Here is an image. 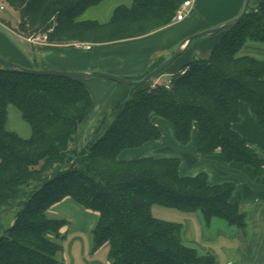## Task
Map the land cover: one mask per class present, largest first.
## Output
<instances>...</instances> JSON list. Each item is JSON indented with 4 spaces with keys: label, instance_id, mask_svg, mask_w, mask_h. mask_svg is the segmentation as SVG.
Masks as SVG:
<instances>
[{
    "label": "trees",
    "instance_id": "1",
    "mask_svg": "<svg viewBox=\"0 0 264 264\" xmlns=\"http://www.w3.org/2000/svg\"><path fill=\"white\" fill-rule=\"evenodd\" d=\"M20 13L16 30L26 38L47 35L49 44L100 45L144 37L173 23L186 0H132L117 5L107 22L81 18L103 0H6ZM206 57H194L169 76L129 87L78 149L80 125L93 98L84 79L24 73L0 64V264H63V217L49 211L70 197L98 214L92 248L107 243L110 264H216L183 242L182 223L156 217L153 206L200 211L206 223L221 218L242 230L245 213L231 200L233 182L211 185L205 172L179 174L178 157L120 159L126 148L159 140L153 118L173 126L174 138L187 144L194 126L201 154H220L261 171L264 152L233 127L241 120L240 103L249 104L264 129V58L242 53L247 42L264 43V0L252 5L238 24L215 35ZM207 37V36H205ZM167 58L154 63L147 73ZM15 106L31 127L22 137L6 127Z\"/></svg>",
    "mask_w": 264,
    "mask_h": 264
},
{
    "label": "crops",
    "instance_id": "2",
    "mask_svg": "<svg viewBox=\"0 0 264 264\" xmlns=\"http://www.w3.org/2000/svg\"><path fill=\"white\" fill-rule=\"evenodd\" d=\"M260 1L252 0V5L256 6ZM244 3L245 0H193L192 8L181 21L174 18L172 24L150 35L93 45L89 50L49 43L35 44L16 29L11 31L5 20H0V56L28 68L61 71L97 69L128 77L131 73H145L158 60L169 57L165 56L189 35L202 31L211 24L235 18ZM217 40V36L193 40L186 53L163 76L169 78L177 68L194 57L206 58ZM242 53L264 58V43L247 42ZM84 82L93 98V105L88 117L80 125L79 143L86 135L83 124L90 120L103 121L108 111L129 93L127 86L114 81L90 78ZM93 88L100 89L101 94L94 91V95L90 90ZM240 115L241 120L233 125L234 129L264 152V129L256 123L251 108L245 101L240 103ZM153 121L161 130V138L146 142L139 148H126L118 157H178L179 174L182 176H195L205 172L211 185L233 182L235 189L231 200L240 206L246 217V227L242 230L221 218H212L206 223L200 211L179 210L176 212V222L182 223L183 242L195 247L201 254H211L216 264H264V165L258 172L256 168L240 162H225L220 154H201L197 149L196 126L190 142L181 144L174 138L173 126L169 121L160 116H155ZM137 152H145L146 155L136 157ZM65 202L73 209L72 215H75L77 221L71 215L65 218L69 225L62 228L66 233L62 253L64 261L66 258L67 264H77V258H80V262L84 264H99L94 259L96 254L92 248V229L98 214L81 209L70 197L54 204L50 209L51 213L60 214L56 207ZM73 224L78 227L77 230L70 229ZM101 264L110 263L108 261Z\"/></svg>",
    "mask_w": 264,
    "mask_h": 264
},
{
    "label": "rangeland",
    "instance_id": "3",
    "mask_svg": "<svg viewBox=\"0 0 264 264\" xmlns=\"http://www.w3.org/2000/svg\"><path fill=\"white\" fill-rule=\"evenodd\" d=\"M0 1H2V3L5 6V9L0 10V20H5L6 26L11 31H14L17 28L18 22L20 21V13H19V11L16 8L10 6L7 3L6 0H0ZM131 2H132V0H103L98 5H95V6L91 7V8L86 9L82 13L81 18H86V19H91V20H99L100 22H107L110 19V17H111L113 9L117 5H119V4H127V5H129V4H131ZM243 7H244V5H243ZM242 10H243V8L241 9V11H240V13L238 15L241 14ZM232 19H234V18H232ZM232 19H230V20H232ZM230 20H226V21H224L222 23H218V24H211L206 29L216 28V27H218V26H220V25H222V24H224V23H226V22H228ZM206 29H204V30H206ZM208 36H211V35H208ZM203 37H205V36H203ZM203 37H200V38H203ZM33 39H34L33 42L35 44L47 43L46 41H44V42L41 41L40 38H36V39L33 38ZM197 39H199V38H197ZM74 46L77 47V48L89 50V49L92 48L93 45H89V47H84V46H82V44H78V43L76 44L75 43ZM174 51H170V53H168V55H166L165 57H167V56L170 57L173 54ZM169 57H167V58H169ZM149 69H150V67H149ZM66 71L88 72V71H81V70H66ZM92 71H100V70L94 69V70H90L89 72H92ZM101 72H103V71H101ZM109 74H112V73H109ZM142 74H143V72L131 73L128 77L127 76H123V75H118V74H114V75L126 77V78L131 79V80H137L138 77L140 75H142ZM92 78L112 81L110 79L102 78V77H92ZM166 79H167V77L161 75L160 76V80H158V81L164 82ZM85 80H87V79H85ZM90 90H92L94 95H95L94 91L97 92L98 95L101 94L100 93V89H98V88L97 89L93 88V89H90ZM110 112H111V110L108 111V113H107V115L109 116L108 120H111L114 117L113 115L111 116L109 114ZM101 122H94V121L90 120V121L86 122L85 124H83V127L86 128V135L81 140L80 143L78 142V145H77L78 149H80V147H82V146H84V145H86L87 143L90 142V140L92 139V136H93V131L95 130L96 127L99 126V124H101ZM166 123L170 124L169 122H166ZM6 127L9 130L16 131L22 137H25V138L29 137L31 135V133H32L30 125L26 121L23 120L20 111L13 105H9V107H8V121H7ZM145 152H137V153H135L136 157H141V156L146 155ZM74 203L76 204V202H74ZM76 205H78V204H76ZM79 207L81 209H84L81 206H79ZM56 209H57L58 212H61V213L60 214H55L54 213L55 215L53 213H51V211H49V213L52 216L63 217V218H69V215H71V216L74 217L75 221H77V218L75 217V215H72V212H74L73 209L70 206H68L67 202L63 203L61 206L56 207ZM152 211H153L154 215L156 217H158V218H161V219H164V220H171V221H175L176 222V212H178L179 210H176L175 208L165 207V206H162V205H155V206H153ZM11 218H12L11 213H7L2 219L0 218V233H1V225L2 224H4V226L7 225ZM95 218H97V219H95V222H97L98 217H95ZM70 226H71L70 227L71 230H77V228H78L76 225L74 226V224L70 225ZM94 252L96 254L94 259L97 261V263L101 264V263H107L108 262L110 247H109V245L107 243H105V244L101 245L100 247H98L96 250H94ZM63 261H64V259H63ZM67 261H68V259L65 258V261H64L63 264H67ZM80 261H81V259L77 258V264H84V263H82Z\"/></svg>",
    "mask_w": 264,
    "mask_h": 264
},
{
    "label": "water",
    "instance_id": "4",
    "mask_svg": "<svg viewBox=\"0 0 264 264\" xmlns=\"http://www.w3.org/2000/svg\"><path fill=\"white\" fill-rule=\"evenodd\" d=\"M252 0H245L243 10L240 15H238L236 18L212 29H206L202 30L196 33H193L186 37L180 45L175 49L173 54L164 60L159 66L151 70L149 73H147L142 79L139 80H131L126 77L117 76L114 74H109L106 72L101 71H92V72H75V71H61V70H51V69H36V68H28L24 67L22 65L16 64L12 61H9L3 57L0 56V64L10 68V69H18L24 73H30V74H37V75H53V76H61V77H69L74 79H89L92 77H102L107 78L112 81H115L117 83H120L125 86L129 87H140L148 83L151 79L157 77L159 74H161L167 67H169L177 57L183 54L186 47L195 39L208 36V35H215L219 32H222L230 27H233L234 25L238 24L241 19L245 17V15L248 13L250 6H251Z\"/></svg>",
    "mask_w": 264,
    "mask_h": 264
},
{
    "label": "built area",
    "instance_id": "5",
    "mask_svg": "<svg viewBox=\"0 0 264 264\" xmlns=\"http://www.w3.org/2000/svg\"><path fill=\"white\" fill-rule=\"evenodd\" d=\"M192 4H193V0H186L183 2V4L181 5L180 9L178 10V13L176 14L175 16V20L176 21H181L184 19V17L186 16V13L188 11H190V9L192 8ZM5 9V6L4 4L2 3V1H0V10H3ZM33 38H40L41 41H46V38H47V35H43V36H39V37H32V38H29V40H31L32 42L34 41ZM33 39V40H32ZM84 47H89L88 44H86ZM171 82V79L170 78H167L164 83L166 86H168Z\"/></svg>",
    "mask_w": 264,
    "mask_h": 264
}]
</instances>
